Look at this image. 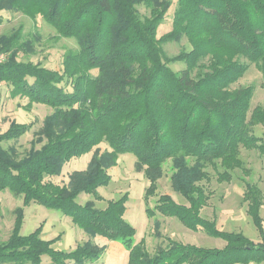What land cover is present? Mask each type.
Instances as JSON below:
<instances>
[{
  "label": "trees",
  "instance_id": "16d2710c",
  "mask_svg": "<svg viewBox=\"0 0 264 264\" xmlns=\"http://www.w3.org/2000/svg\"><path fill=\"white\" fill-rule=\"evenodd\" d=\"M173 2L0 0V12L41 16L59 37L78 44L65 53L60 71L18 60L20 52L34 50L31 41H21V29L0 36V52L8 55L0 63V83L8 85L12 98L53 110L38 133L37 141L44 144L32 146L22 158L3 143L18 140L34 123L13 121L0 133V191L21 197L24 207L35 203L62 212L89 236L69 252L56 249L61 235L43 239L44 224L21 233L25 213L17 207L9 238L0 237V264H42L44 255L53 264H89L105 251L94 241L100 237L121 240L129 250L128 264H264V194L258 184L246 182L243 201L259 241L222 230L215 218L202 215L211 198L205 186L212 178L209 168L218 182H231L236 170L251 173L242 148L264 154V134L254 133L255 126L264 125V106L251 111L255 87L232 88L251 65L264 79V0H175L172 28L159 37ZM139 6L149 14L143 15ZM183 39L190 50L168 57L164 44ZM176 62L184 68L173 70L170 63ZM102 143L109 149L100 151ZM91 152L85 170L72 172L63 184L52 180L71 160ZM127 153L135 156L137 171L149 182L144 194L149 218H176L194 232L224 240L225 246L168 239V247L151 253L144 238L134 242L136 228L124 217L128 192L98 208L99 188L109 186V170ZM169 160L172 191L184 202L157 193ZM81 194L94 199L79 203ZM156 196L151 207L150 198Z\"/></svg>",
  "mask_w": 264,
  "mask_h": 264
},
{
  "label": "rangeland",
  "instance_id": "374dc122",
  "mask_svg": "<svg viewBox=\"0 0 264 264\" xmlns=\"http://www.w3.org/2000/svg\"><path fill=\"white\" fill-rule=\"evenodd\" d=\"M173 6L159 28V37L167 33L172 28L173 13L176 2L173 0ZM143 15H148L149 11L144 6L138 7ZM0 18V36L11 35L15 31L22 30L21 41H31L33 52H20L19 61H30L40 63L42 66L54 70H62L63 58L66 52L77 50L78 44L74 38L59 37L57 31L47 24L41 16L30 18L17 11H1ZM38 36L39 38H37ZM37 38V40H36ZM190 44L186 39L181 42H170L164 44V50L168 57L178 54L182 50H190ZM8 56V55H7ZM175 71L184 68V63H170ZM264 79L261 72L255 65H251L244 77L234 84L232 88L239 86L252 85L255 87L254 96L251 102V111L257 106H264ZM53 112L52 108L38 103L30 104L27 98H12L10 88L5 83H0V133L4 132L13 121L19 123L33 122V128L20 137L18 140L3 143L4 148L13 146L16 149L19 158L25 156L32 146L40 148L45 140L37 141L38 133L42 127L45 117ZM254 133L261 137L264 134V125L254 127ZM100 151L109 149L108 145L102 143L99 145ZM93 152L73 159L67 163L60 176L52 180L57 184L66 183L69 175L74 171L85 170L92 157ZM241 156L246 162V167L251 170L250 175H245L241 170L233 172L231 182H218L213 169H210L212 178L209 183H205L206 188L211 193V198L206 207L202 210L205 218L216 219L218 227L226 231H240L246 236L259 241V233L254 226L250 216L247 214V203L243 201V194L246 189V182H253L259 185L264 194V154L258 150H246L242 148ZM136 158L133 154H122L119 157L118 164L109 170L112 181L107 187L99 188V194L102 197L96 200V206L103 209L109 200L120 198L124 193H129L125 219L136 228L134 242L138 243L141 239L146 240L148 250L153 253L158 247H168V239L183 242L185 244H194L208 248H222L225 241L219 238L211 237L206 233L194 232L186 228L176 218H169L157 215L149 218L145 212L144 194L149 185L143 171H137L135 167ZM174 170L172 162L169 160L164 164V176L159 181L158 195L170 193L178 202L181 196L172 191L171 175ZM94 197L88 194H81L78 202L84 204ZM158 196L150 198L149 204L154 207L157 204ZM0 237L6 241L13 229L15 220V210L22 205V198L15 196L10 191H0ZM24 223L21 229L23 235L33 232L41 224L43 234L41 237L45 240L61 235L60 240L53 245L54 248L69 252L76 248L78 244L85 242L83 235H88L78 226H76L70 217L62 212L52 210L44 206L32 203L24 207ZM264 218V206L261 210ZM155 222H159V227L155 228ZM99 246H105L102 256L89 264H128L129 250L121 240H107L97 238L94 240ZM31 264V263H29ZM42 264H53L48 255L43 256Z\"/></svg>",
  "mask_w": 264,
  "mask_h": 264
},
{
  "label": "built area",
  "instance_id": "2783aa9c",
  "mask_svg": "<svg viewBox=\"0 0 264 264\" xmlns=\"http://www.w3.org/2000/svg\"><path fill=\"white\" fill-rule=\"evenodd\" d=\"M7 59V54L5 52H0V63H4Z\"/></svg>",
  "mask_w": 264,
  "mask_h": 264
},
{
  "label": "crops",
  "instance_id": "0c3cea01",
  "mask_svg": "<svg viewBox=\"0 0 264 264\" xmlns=\"http://www.w3.org/2000/svg\"><path fill=\"white\" fill-rule=\"evenodd\" d=\"M42 234H43V232H42ZM54 238H55V237H54ZM51 239H53V238H51ZM83 239H84V240L86 239L85 241H87V240L89 239V236H88V238H87L86 236L83 235ZM96 239H97V238H96ZM49 240H50V239H49ZM57 242H58V241H57ZM57 242H56V243H57ZM56 243H55V244H56ZM252 264H255V263H252Z\"/></svg>",
  "mask_w": 264,
  "mask_h": 264
}]
</instances>
